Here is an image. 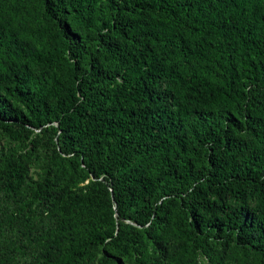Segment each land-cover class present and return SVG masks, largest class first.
<instances>
[{
	"label": "trees",
	"instance_id": "16d2710c",
	"mask_svg": "<svg viewBox=\"0 0 264 264\" xmlns=\"http://www.w3.org/2000/svg\"><path fill=\"white\" fill-rule=\"evenodd\" d=\"M1 2L0 129L49 153L37 181L1 159L0 190L47 202L46 264H264V0Z\"/></svg>",
	"mask_w": 264,
	"mask_h": 264
},
{
	"label": "rangeland",
	"instance_id": "374dc122",
	"mask_svg": "<svg viewBox=\"0 0 264 264\" xmlns=\"http://www.w3.org/2000/svg\"><path fill=\"white\" fill-rule=\"evenodd\" d=\"M0 12L6 10L5 4L0 0ZM79 32L84 35L86 41L94 35L93 30L81 29L76 26ZM79 33V34H80ZM191 62L189 65H195ZM38 132V131H36ZM14 141L8 138L0 129V166L1 159L7 156H18L25 167V173L30 181H37L44 175L46 156L49 151L44 148L33 150L30 140ZM238 145L246 150L253 140L246 134L236 136ZM199 161H196L198 163ZM88 180L78 182L77 187H84ZM30 189L21 191L18 195L0 190V264H46L53 255L58 252L51 248L52 232L56 229L57 221L47 213V202L28 204ZM83 221H79L77 230L82 229ZM211 254L216 264H256L253 255L242 253L233 244L218 243L210 241ZM171 248L170 250H173ZM99 257L102 254V247L93 250ZM84 262V261H83ZM172 264H210L209 258L204 255L176 259ZM89 264H98L92 261ZM117 264H134L132 257L120 256Z\"/></svg>",
	"mask_w": 264,
	"mask_h": 264
}]
</instances>
